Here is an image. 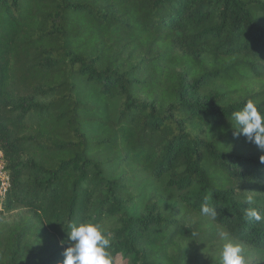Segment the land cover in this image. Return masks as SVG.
<instances>
[{
    "label": "trees",
    "instance_id": "1",
    "mask_svg": "<svg viewBox=\"0 0 264 264\" xmlns=\"http://www.w3.org/2000/svg\"><path fill=\"white\" fill-rule=\"evenodd\" d=\"M248 100L264 112V0H0V264H62L86 221L112 264H222L227 242L264 264Z\"/></svg>",
    "mask_w": 264,
    "mask_h": 264
},
{
    "label": "clouds",
    "instance_id": "2",
    "mask_svg": "<svg viewBox=\"0 0 264 264\" xmlns=\"http://www.w3.org/2000/svg\"><path fill=\"white\" fill-rule=\"evenodd\" d=\"M234 125V136L244 135L248 142L255 144L260 150H264V112L258 107V102L248 100L243 108L232 114ZM264 163V156H261ZM246 202L253 204V197L249 195ZM203 216L215 219L218 212L215 207H210L208 198L200 206ZM243 216L246 220H255L257 223L264 222V212L254 207L244 210ZM70 231L68 240L61 244H68L64 250L62 264H112L110 253L111 240L99 223L91 221L79 224L71 222L68 225ZM244 249L239 243L227 242L222 248V264H246Z\"/></svg>",
    "mask_w": 264,
    "mask_h": 264
},
{
    "label": "rangeland",
    "instance_id": "3",
    "mask_svg": "<svg viewBox=\"0 0 264 264\" xmlns=\"http://www.w3.org/2000/svg\"><path fill=\"white\" fill-rule=\"evenodd\" d=\"M137 178L138 180L135 182L137 183V187H139V189H137V191L139 190H143V194H144V190H145V185H147V181L145 179V176L143 175H137ZM3 211V207L0 209V212ZM18 213V211H15L11 214H6L4 213V218L7 220V221H11L12 219H14L16 217V214ZM199 218L197 217H189L188 218V221H187V224H194L196 222H199ZM222 248H223V245H221L220 247H218L212 254L210 253H207V258L209 257H212V258H220L221 257V253H222ZM248 252H243V255L245 256V260H246V264H262V259H263V256L261 255H256L255 257H248L247 254ZM210 254V255H209ZM206 258V259H207Z\"/></svg>",
    "mask_w": 264,
    "mask_h": 264
},
{
    "label": "built area",
    "instance_id": "4",
    "mask_svg": "<svg viewBox=\"0 0 264 264\" xmlns=\"http://www.w3.org/2000/svg\"><path fill=\"white\" fill-rule=\"evenodd\" d=\"M9 187L10 177L6 168L3 153L0 150V209L3 207Z\"/></svg>",
    "mask_w": 264,
    "mask_h": 264
}]
</instances>
